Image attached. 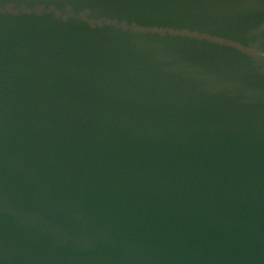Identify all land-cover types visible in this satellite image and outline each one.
I'll return each mask as SVG.
<instances>
[{
  "label": "water",
  "instance_id": "obj_1",
  "mask_svg": "<svg viewBox=\"0 0 264 264\" xmlns=\"http://www.w3.org/2000/svg\"><path fill=\"white\" fill-rule=\"evenodd\" d=\"M0 264H264V0H0Z\"/></svg>",
  "mask_w": 264,
  "mask_h": 264
}]
</instances>
